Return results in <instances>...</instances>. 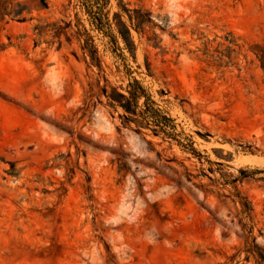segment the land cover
I'll return each instance as SVG.
<instances>
[{
  "label": "rangeland",
  "instance_id": "374dc122",
  "mask_svg": "<svg viewBox=\"0 0 264 264\" xmlns=\"http://www.w3.org/2000/svg\"><path fill=\"white\" fill-rule=\"evenodd\" d=\"M0 264H264V0H0Z\"/></svg>",
  "mask_w": 264,
  "mask_h": 264
},
{
  "label": "trees",
  "instance_id": "16d2710c",
  "mask_svg": "<svg viewBox=\"0 0 264 264\" xmlns=\"http://www.w3.org/2000/svg\"><path fill=\"white\" fill-rule=\"evenodd\" d=\"M86 49L88 50V52L90 53L91 57H93V52L91 50V48L86 44ZM128 101V100H127ZM146 102L148 103L147 105V113L153 118L155 119L156 122L164 124L167 121V118L165 116H162L159 112V110L154 107L152 105V101L150 100V98H148V96H146ZM121 103V102H119ZM125 109H127V106L121 104Z\"/></svg>",
  "mask_w": 264,
  "mask_h": 264
},
{
  "label": "bare ground",
  "instance_id": "6f19581e",
  "mask_svg": "<svg viewBox=\"0 0 264 264\" xmlns=\"http://www.w3.org/2000/svg\"><path fill=\"white\" fill-rule=\"evenodd\" d=\"M257 158H258V156H256ZM254 159V158H253ZM252 161V160H251ZM254 161V160H253ZM257 162H259V160L257 161ZM258 164H260V163H258ZM262 165V164H261Z\"/></svg>",
  "mask_w": 264,
  "mask_h": 264
}]
</instances>
